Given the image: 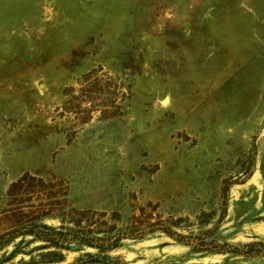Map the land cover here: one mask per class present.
I'll return each instance as SVG.
<instances>
[{
	"label": "rangeland",
	"instance_id": "1",
	"mask_svg": "<svg viewBox=\"0 0 264 264\" xmlns=\"http://www.w3.org/2000/svg\"><path fill=\"white\" fill-rule=\"evenodd\" d=\"M81 226L110 264H264V0H0V264H76Z\"/></svg>",
	"mask_w": 264,
	"mask_h": 264
},
{
	"label": "trees",
	"instance_id": "2",
	"mask_svg": "<svg viewBox=\"0 0 264 264\" xmlns=\"http://www.w3.org/2000/svg\"><path fill=\"white\" fill-rule=\"evenodd\" d=\"M49 215L52 212H47ZM88 230L81 226L79 229H74L75 233V241H77L79 244L82 245H91L98 247L97 252H86V255L88 257L83 258L82 256L77 257L75 260L76 264H84L88 262H103L106 264H110L107 260L108 255L106 253H103L105 250L114 248L116 246L120 245V239L121 235L118 234L113 238L103 239L102 242H95L93 238L94 236H91L88 232ZM22 233H30L32 234L31 239H40L43 242L36 245L34 248H43V247H51L54 248H60V247H72L70 244H68L69 236L67 237L68 232L63 230V224H60L57 226H52L46 223H35L32 222L29 226L24 228ZM97 238V237H96ZM99 238V237H98ZM100 239V238H99ZM234 249H237L234 247ZM16 250V249H15ZM15 250L13 252H15ZM32 250V249H31ZM103 253L102 256H99V254ZM40 260L41 261H51V260H57L62 258V253L59 252L56 249H48L45 252H39ZM34 257L31 258L33 260ZM72 264V263H69Z\"/></svg>",
	"mask_w": 264,
	"mask_h": 264
}]
</instances>
